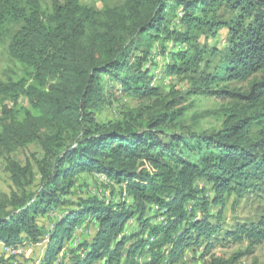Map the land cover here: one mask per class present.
Here are the masks:
<instances>
[{
  "label": "trees",
  "instance_id": "16d2710c",
  "mask_svg": "<svg viewBox=\"0 0 264 264\" xmlns=\"http://www.w3.org/2000/svg\"><path fill=\"white\" fill-rule=\"evenodd\" d=\"M50 1L0 0V29L23 68L18 79H0V157L11 181L0 194V243L46 241L39 264H181L189 249L246 243L209 261L242 264L264 243V213L224 229L210 208L264 184V75L252 79L264 72V0H124L101 10ZM223 28V48L200 45ZM167 41L181 48L167 52L166 73L189 74L186 91L162 92L143 69ZM103 78L140 105L98 121L95 110L108 102ZM248 80L244 91L230 85ZM192 95L221 102V129L189 122ZM21 97L29 109L18 108ZM31 143L43 160L10 157ZM81 173L116 185L118 200L78 195ZM92 223L93 235L63 255L76 229Z\"/></svg>",
  "mask_w": 264,
  "mask_h": 264
},
{
  "label": "rangeland",
  "instance_id": "374dc122",
  "mask_svg": "<svg viewBox=\"0 0 264 264\" xmlns=\"http://www.w3.org/2000/svg\"><path fill=\"white\" fill-rule=\"evenodd\" d=\"M83 5L93 7L101 10L104 6H118L121 5L124 0H79ZM43 7L48 8L51 5L50 0H41ZM50 8V7H49ZM227 29L223 28L217 32L213 37L206 39L201 38L200 45L206 44L208 47L215 46L217 48H223L226 45ZM166 48L165 54L161 53L162 47L153 49V53L147 58L143 64V69H148L150 73L155 76L154 86L159 87L162 92L169 91L170 88H175L179 91H186L190 89L191 81L186 77H191L189 74L177 77L169 76L166 73L167 52L176 48H181L179 45L174 46L170 41L164 43ZM158 51V52H157ZM202 68V66H200ZM212 68H208L211 71ZM264 72L259 73L252 79L261 78ZM23 76V68L17 63L9 53V35L6 31L0 29V79L5 81L8 79H18ZM184 77V78H183ZM105 81V91L108 95V102L103 105L99 110H95V118L98 121L108 122L115 121L120 117L121 113L127 109H132L140 105V100L124 94L120 91L117 81L103 78ZM251 80L245 82H232L230 85L241 89L247 90ZM221 102L213 97L195 95L189 97L184 105H188V119L189 122H193L203 129H216L222 128L224 122V116L220 108ZM18 108H27L30 106L26 102L25 98L21 97L19 100ZM258 125L254 126L253 132L257 130ZM10 157L18 162L24 163L30 161L34 163L35 160L41 161L44 158V153L37 143H31L24 148L14 151ZM6 159L0 157V194H7L11 189V181L9 174L6 171ZM36 171V169H35ZM76 185L75 191L80 196H97L103 199L118 200L119 195L117 186L108 183V180L102 176H95V174L81 173L75 176ZM115 190V194L112 195L111 190ZM211 196V192L208 193ZM72 199V198H71ZM220 210L219 224L222 228H230L237 223L250 224L256 223L264 213V184L258 191L250 190L237 197L231 195L225 197L224 206L222 209L219 207H211L210 214L216 216ZM56 212H51L49 217H43V223L47 226H51L52 221L56 218ZM160 217L153 220V222H159ZM134 224V221L132 222ZM96 225H82L78 227L74 232L72 238L65 243L64 254L68 253L70 249H74L77 245L88 239L95 231ZM45 242L38 243V246L26 244L18 245L23 247L22 252L18 255H4L2 250H6V246L1 244L0 246V264H39L43 257L45 248ZM4 249H3V247ZM42 246V247H41ZM10 248V247H9ZM246 250V243L223 245L216 244L209 254H205L203 247H198L195 250L189 249L186 251L181 264H209L210 256H215L223 259L230 258L238 252ZM62 253L59 255L61 260ZM145 259V258H144ZM139 261H143L140 258ZM242 264H264V243L258 245L254 249V253L251 256H245L241 260ZM63 264H69L67 258L63 261ZM98 264V263H97Z\"/></svg>",
  "mask_w": 264,
  "mask_h": 264
},
{
  "label": "built area",
  "instance_id": "2783aa9c",
  "mask_svg": "<svg viewBox=\"0 0 264 264\" xmlns=\"http://www.w3.org/2000/svg\"><path fill=\"white\" fill-rule=\"evenodd\" d=\"M34 246H38V243L35 244ZM23 247H24V245H23ZM23 247H18V248H11L10 247V250H2L1 253L4 255H14L15 256V255H18L22 252Z\"/></svg>",
  "mask_w": 264,
  "mask_h": 264
},
{
  "label": "bare ground",
  "instance_id": "6f19581e",
  "mask_svg": "<svg viewBox=\"0 0 264 264\" xmlns=\"http://www.w3.org/2000/svg\"><path fill=\"white\" fill-rule=\"evenodd\" d=\"M95 176H99V175H95ZM5 246H6V250H10V248L9 247H11V248H18V246H8V245H6V244H4ZM4 246V247H5ZM3 247V246H2ZM4 247H3V249H4Z\"/></svg>",
  "mask_w": 264,
  "mask_h": 264
},
{
  "label": "crops",
  "instance_id": "0c3cea01",
  "mask_svg": "<svg viewBox=\"0 0 264 264\" xmlns=\"http://www.w3.org/2000/svg\"><path fill=\"white\" fill-rule=\"evenodd\" d=\"M84 226H86V225H84ZM92 235H93V234H92ZM92 235H91V236H92ZM1 244H3V243H0V246H1ZM41 247H42V246H41Z\"/></svg>",
  "mask_w": 264,
  "mask_h": 264
}]
</instances>
